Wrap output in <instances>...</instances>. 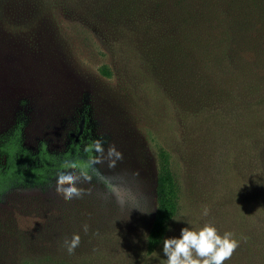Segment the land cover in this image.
Segmentation results:
<instances>
[{"label": "rangeland", "instance_id": "1", "mask_svg": "<svg viewBox=\"0 0 264 264\" xmlns=\"http://www.w3.org/2000/svg\"><path fill=\"white\" fill-rule=\"evenodd\" d=\"M97 139L123 160L97 164L84 195L64 200L59 164L85 163ZM5 142L43 148L56 168L0 195L2 264H21L19 240L47 255L38 264H166L163 240L205 223L239 241L224 264H264V0L0 3ZM159 148L178 203L148 252Z\"/></svg>", "mask_w": 264, "mask_h": 264}, {"label": "clouds", "instance_id": "2", "mask_svg": "<svg viewBox=\"0 0 264 264\" xmlns=\"http://www.w3.org/2000/svg\"><path fill=\"white\" fill-rule=\"evenodd\" d=\"M105 143L106 141L97 139L91 145L86 146L85 152H93L95 155L83 165L66 160L62 165L63 170H59L56 174L55 193L61 195L66 201L81 198L85 190L78 185L91 181L90 173L96 170L97 164L107 162L108 167L111 168L115 167L117 161L123 160V153L114 143H108L107 148L104 147ZM203 214L205 216L208 214L207 208L204 209ZM87 230L88 226L84 225V231L87 232ZM79 243L78 233L64 240L69 254L74 252ZM238 246L239 241L234 238L232 232L226 231L221 235L213 224L205 223L198 229L182 228L178 238H165L163 253L167 257L166 264H224L231 258Z\"/></svg>", "mask_w": 264, "mask_h": 264}, {"label": "trees", "instance_id": "3", "mask_svg": "<svg viewBox=\"0 0 264 264\" xmlns=\"http://www.w3.org/2000/svg\"><path fill=\"white\" fill-rule=\"evenodd\" d=\"M7 1L10 0H0V3L5 4ZM11 1L16 2V0ZM0 160V195L12 186H41L56 168L53 159L43 148H39L36 152H31L10 142L0 144ZM70 161L80 165L84 164L83 160L77 157L72 158ZM62 165L61 163L59 164V166ZM177 203L178 192L170 169L169 155L166 150L159 148L156 152L154 210L145 236L146 250L148 252L152 251L161 242L168 223L176 212ZM19 241V246L24 244V247L15 249V252H11V255L17 254L18 257H22L21 264H38L44 259L48 260L46 254L43 256L29 254L25 247L27 242L24 240ZM2 248L3 246L0 245V264H2L1 260H3Z\"/></svg>", "mask_w": 264, "mask_h": 264}]
</instances>
